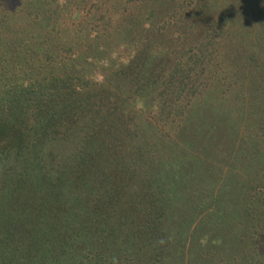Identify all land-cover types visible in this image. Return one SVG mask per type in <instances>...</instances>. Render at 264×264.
<instances>
[{"label": "rangeland", "instance_id": "374dc122", "mask_svg": "<svg viewBox=\"0 0 264 264\" xmlns=\"http://www.w3.org/2000/svg\"><path fill=\"white\" fill-rule=\"evenodd\" d=\"M84 1L0 0V52L18 49L9 45V39L17 41L21 35L18 27L25 25L27 37L36 45L50 50L59 62L84 68L93 79L88 94L56 95L35 86L31 96L29 93L21 98L30 117L40 109L42 116L50 119L47 125L39 126L40 133L32 139L28 138V129L14 133L13 140L9 137V149L15 150V154L10 162L0 158V215L7 223L16 217V227H22L26 234L36 232L46 220L69 226L72 221L80 232L96 241L103 232L88 234L89 208L100 206L109 221L115 220L116 215L107 211H119L121 217H126L119 209L127 204L117 202L121 197L103 186L105 176L111 175L122 184L126 198L138 194L142 203L158 199L156 205L168 223V238L173 244L185 243V248L179 250H183L186 264H258L260 253L264 254V232L257 238L253 225L258 223L264 228V157L258 158L264 156V143L260 144L264 140V0H251L246 15L235 17L228 10L223 13L228 23L224 35L218 38L222 50H214L213 59L198 69L201 87L188 105L189 121H221L217 124L228 126L235 137L246 140L251 161L240 169L232 158H220L222 164L212 156L211 148L216 147L212 130L210 134L206 131L204 144L201 140L200 147L193 149L172 123L174 120L168 121L159 107H153L158 91V46L150 51L144 44L146 33L139 39L131 37V43L127 42L129 37H123L119 45L111 40L115 36L111 27L97 33L91 13L87 12L96 13L93 5L87 2L82 9L76 8ZM106 1L107 6L114 4L112 11L119 6L118 11L132 7L144 15L149 12L157 23L165 19L170 22L160 9L163 2H168L169 10L182 3ZM196 2L202 9L207 7L201 14L202 20L217 24L220 19L213 20L217 4L231 0ZM213 6L216 7L212 11ZM217 17H221L220 13ZM115 46L120 50L118 59ZM100 48L103 53L114 55L108 61L117 62L107 65L98 57ZM125 52L129 60L120 64ZM251 53H255L254 62ZM108 75H113L112 82L105 78ZM124 77L134 86L124 84ZM236 81L243 83V87L235 86ZM136 89L146 100L141 108L132 99L131 92ZM242 98L247 102L245 110L240 108ZM39 122L45 120L40 117ZM4 123L5 119L1 125ZM255 131L259 132V147L253 143L257 140ZM82 164L85 174L79 173ZM167 170L174 173L165 177ZM27 171L30 179L26 182ZM248 213L259 221L248 222ZM38 216L45 221L36 222ZM1 222L0 228H4ZM106 229H110L108 224ZM251 232L253 237H246ZM74 238L75 244L84 240L80 234ZM132 238L140 258L151 264L160 261L158 251L150 244L147 246L149 240H137L136 234ZM203 238L205 249L201 250ZM14 247V242L0 235V264H11ZM236 248L240 250L235 251ZM164 258L168 261V256Z\"/></svg>", "mask_w": 264, "mask_h": 264}, {"label": "trees", "instance_id": "16d2710c", "mask_svg": "<svg viewBox=\"0 0 264 264\" xmlns=\"http://www.w3.org/2000/svg\"><path fill=\"white\" fill-rule=\"evenodd\" d=\"M250 1L248 3L246 0H231V3H218V9L216 8L217 11L213 14V20L220 19L217 24L202 20L201 14L207 7L202 9V5L198 6L196 0H181L182 3H176L171 10L167 7L168 2H163L160 9L162 14L166 12L170 22L165 19L162 23L152 21L151 18L154 15L151 14L150 17L146 4L148 14L145 15L135 11L132 7L131 10L124 7L118 11L119 6H117L112 11L114 4L107 6L105 5L106 0H85L82 4H76V8L82 9L87 5V2L91 6L93 5L96 13L87 12L91 13L90 16L95 22L97 33L102 30L106 31L111 27L115 33L111 40H115L119 45H121L123 37H129L130 40L127 42L131 43V37L133 40L139 39L142 33L145 32L144 44L150 48V51H155L158 46L157 56L155 57L159 66L155 78L158 91L154 94L153 107H159L163 113L162 115L168 121L174 120L172 123L176 124L179 133L183 134L186 143L189 146L191 145L193 149L200 147L201 140L204 144L206 131L209 130L208 134H210L212 130L216 146L211 148L212 156L217 158L219 163H222L220 158H232L237 163L238 169H240L248 161H251V156L247 153L245 145L246 140H239L235 137L228 126L217 124L221 121L215 120L212 123L203 124L189 121L188 105L201 87V77L198 74V69H201L202 65L213 59L214 50H222V45L218 44V38L224 35L222 34L225 33L224 27L228 23L223 13L228 10L235 17L249 14L247 12L248 6H251ZM154 6L155 3L152 7ZM133 7L135 8V6ZM215 7L213 6L211 10L213 11ZM219 13L221 17L218 18ZM244 22L246 23V20ZM24 26L19 25L18 27L20 30L18 33L21 35L17 41L9 39V42H11L9 45L18 49L11 53L0 52V158L3 157L8 162L14 159L15 154V150L9 149V137L13 140L14 136L12 135L14 133L28 129L31 131L30 134L27 133L28 138L32 139L40 133L39 126L41 124L47 125L50 119V117H43L40 109L34 110L33 114L37 117H30L26 106H24L25 101L21 99L25 94L30 93L31 96L34 93L35 86L45 87L48 93L53 92L56 95L67 96L81 95V93L88 94L87 91L93 87V79L85 72L84 68H77L74 65L57 61L56 56L51 54L50 50L42 49L39 45H36V42L27 37ZM134 31L139 33L133 34ZM101 43L103 44L102 41ZM99 50L101 52L98 57L106 61L107 65L112 66L113 61L117 62L116 59L108 61L114 59L111 57L114 55L103 53L101 48ZM119 52L120 50L116 47L114 54L117 59ZM133 56L135 55L133 54ZM254 57L255 53H251L250 59L253 62ZM127 60H129V57L125 52L120 64H125ZM162 61L165 67H163ZM222 61L220 59V64H222ZM105 78L112 82L113 75H108ZM123 83L129 85L125 77ZM129 83L134 86L131 81ZM235 86L243 87V83L236 81ZM131 93L133 101H136L137 107L141 108L146 101L142 93L137 89ZM246 105L247 102L243 99L240 108L244 107L245 110ZM52 110L50 109L52 115H54ZM40 117L45 122H39ZM4 119L6 123L1 125ZM28 121H33V123ZM263 128L259 132H262ZM259 132L255 131L257 140L253 141L258 147ZM261 143H264V140ZM205 146L208 147L207 144ZM254 151L257 152L256 149ZM263 157V155H258V158ZM83 165H81V168L78 167L80 174L86 172ZM67 168L65 167V169ZM173 173V170L172 173L167 170L163 173V176L169 177ZM58 175L59 173L56 172V176ZM24 178L26 182L28 178L30 179L29 171L26 172ZM121 181L123 183V178H121ZM103 186L121 197L117 198L116 201L125 202L129 205V208H127V205L125 207L120 206L119 210L124 211L125 218L121 217L119 211H107L116 215L113 221L107 219V214L100 210V206L95 205L92 206V209L89 208L88 218L90 224H88V234H96L97 231L103 232L101 238L96 241L84 234V231L80 232L72 221L73 225L69 226L53 222L52 224L56 225H52L46 220L47 223L42 227L36 226L38 227L36 232L26 234L23 232L22 227H16V217L7 223L0 215L1 224L5 226L0 228V235L5 236L6 239L15 244L11 253V264H75V262L84 264V260H86V264H151L149 260H144L136 254V245L133 241L135 238H132L134 234H136L137 240H149L147 246L150 244L158 251L160 261L153 264H186L187 260H183V250H179L185 248V243L180 245V241H176L173 244L168 238L165 229L168 223L164 218L163 211H159L160 208L156 205L157 198H151L148 203L140 202L141 199L138 194L135 198H126L127 194L123 193L122 184L119 183L117 178L114 180V176L111 175L105 176ZM103 186L100 188L102 189ZM140 205L142 206L140 207ZM17 206L18 203H16ZM127 213H131L130 216H127ZM248 215L251 216L250 218L247 217L248 222L254 221V223H257L259 221L257 217L250 215V213ZM40 220L41 222L45 221L39 216L35 219L38 223ZM127 220L129 221L128 224L123 227ZM106 224L110 229H106ZM257 226L258 223L253 225L255 229L253 232L258 234L255 236L259 238L264 232V228L262 226L257 228ZM63 229L65 233L62 231ZM76 234H80L84 239L79 244H75L74 236L76 237ZM251 236L253 237L252 232L246 237L251 238ZM205 242L206 239H200L201 250L205 249ZM175 246L179 250L178 255H175ZM238 250L240 248L235 249V251ZM260 254L262 257L259 258L258 264H264V254ZM165 256H168V261L165 260Z\"/></svg>", "mask_w": 264, "mask_h": 264}]
</instances>
